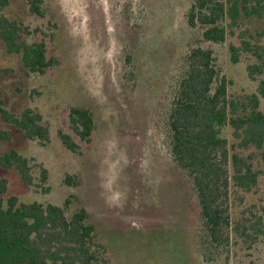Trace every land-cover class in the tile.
I'll list each match as a JSON object with an SVG mask.
<instances>
[{
	"label": "rangeland",
	"instance_id": "1",
	"mask_svg": "<svg viewBox=\"0 0 264 264\" xmlns=\"http://www.w3.org/2000/svg\"><path fill=\"white\" fill-rule=\"evenodd\" d=\"M191 1L43 0L38 17L27 0H10L0 13L44 42L56 61L44 74L28 73L21 54L9 53L0 40L2 107L17 117L32 109L49 132L43 144L29 141L0 117V134L9 136L0 141V156L15 150L30 159L36 186L2 167L0 180L20 203L86 210L113 264H206L195 237L193 194L172 161L163 125L172 78L185 51L200 45L214 52L230 95H249L256 85L247 76L249 57L230 62L229 40L211 45L191 32L185 20ZM72 108L93 116L88 143L69 127ZM259 109L264 113L263 99ZM61 133L71 135L76 152L65 148ZM224 136L239 143L227 127ZM240 152L262 173L244 204H264V161L253 149ZM38 167L47 172L44 183ZM228 264H264V240L252 250L235 249Z\"/></svg>",
	"mask_w": 264,
	"mask_h": 264
},
{
	"label": "trees",
	"instance_id": "2",
	"mask_svg": "<svg viewBox=\"0 0 264 264\" xmlns=\"http://www.w3.org/2000/svg\"><path fill=\"white\" fill-rule=\"evenodd\" d=\"M9 2L0 0V13ZM42 3L27 0L28 11L43 17ZM185 20L204 43L222 45L229 40L233 64L249 57L246 72L256 85L249 95H230V81L212 49L192 46L172 78L163 114L169 154L193 194L200 258L206 264H228L235 249L252 250L264 240V204H244V195L256 193L262 173L240 152L253 149L264 161V113L259 109L264 100V0H192ZM0 40L9 53L21 54L28 73L44 74L55 66L44 42L34 41L21 23L3 15ZM0 117L26 140L48 141L42 116L30 108L17 117L0 102ZM68 123L75 136L90 142L94 120L89 110L72 108ZM226 127L237 137L236 146L224 136ZM59 138L67 150L79 148L71 135L61 133ZM8 139L0 134V141ZM0 167L14 170L30 188L36 186L35 167L19 152L1 155ZM38 169L44 183L47 172ZM67 206L20 203L7 195L6 181L0 180V264H113L87 211L68 213Z\"/></svg>",
	"mask_w": 264,
	"mask_h": 264
}]
</instances>
